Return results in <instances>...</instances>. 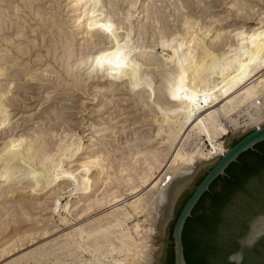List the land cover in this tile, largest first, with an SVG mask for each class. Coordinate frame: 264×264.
<instances>
[{"label":"rangeland","instance_id":"1","mask_svg":"<svg viewBox=\"0 0 264 264\" xmlns=\"http://www.w3.org/2000/svg\"><path fill=\"white\" fill-rule=\"evenodd\" d=\"M75 2L0 0V56L3 57L0 64L7 69L1 77L5 98L0 99L4 118L0 127V146L14 134L20 137L22 132H30L29 137L40 143L38 147L48 146V140L51 142L54 139L49 133L65 129L81 137L82 148L70 160L78 164L101 148L96 144L91 150V141L102 139L113 131L101 149L109 151L111 160L108 156L107 161L97 168L82 170L85 175L101 179L83 193L71 194L73 182H66L63 178L58 179L57 184L54 182L42 188L44 190L33 191L25 187L27 183L41 180L42 173L38 171L23 182H18L10 193L6 192V184L0 180V264H88L89 260L99 259L100 256L102 264H111L112 256L116 259L126 257L127 261H131L132 256L127 255L125 248L117 249L112 254L100 253L103 240L94 241L88 232H94L104 221H112L115 217L120 219L123 212L121 206L133 197L129 185L119 179L115 165L124 168L123 176H128L130 183L137 185L140 172L146 166L154 165L152 160L143 158L144 155L152 151L161 156L168 153V146L163 140L165 134L159 137L153 135L157 123L153 122L149 113L158 108V103L168 102L166 95L159 91L164 86L166 76L165 51L158 44L160 33L177 30L187 16L201 24L214 22L227 30L239 27L248 29L256 26L258 19L264 18V0H99L105 9L98 17L105 18L107 25L104 27L95 22L87 30V25L79 26L76 21L73 11ZM142 7H145V12L141 11ZM102 53L107 58L101 63ZM138 67L145 81L136 75ZM261 74H264V68L256 76ZM237 118L242 122L248 119V115ZM231 133L229 129L222 136V141L228 138L227 145L239 136ZM192 135L185 141L186 148L196 144V137ZM260 147L264 148V143ZM136 149L143 157L140 155V160L132 161L129 152ZM142 150L145 151L143 154ZM118 159H124V162H117ZM159 159L163 161V158ZM242 159L255 160L256 156L245 152ZM206 165L198 168L180 191L165 223L164 233H156L157 219L153 215L150 217L151 214L134 215L133 219L127 221L132 235L141 230L147 232V246L141 249L144 254L141 253L140 258L133 257V261L139 264H168L172 252L170 234L173 220L184 199L209 167V164ZM101 168H108L107 173L100 174ZM236 169L237 165L231 168L233 171ZM107 174L112 181L116 180L105 181ZM224 184L222 178H217L212 188L220 189ZM66 185L68 187L62 189ZM144 186L139 188L143 189L141 192L148 188ZM113 191L118 199H123L122 203L102 202V207L99 204L89 208L87 213L83 212L88 203L108 200L107 195ZM55 193H59L61 199L57 209L53 210ZM209 201V195L205 194L195 213L205 210ZM260 216H264V210L249 218L246 232L238 238L240 247L230 253L233 256L229 258L231 261L239 263L242 260V246L252 245L264 235L262 230L252 239L248 238L250 223ZM197 227L195 220L189 221L188 235L198 234ZM79 233H82V238ZM263 253L254 255L261 264L264 262Z\"/></svg>","mask_w":264,"mask_h":264},{"label":"bare ground","instance_id":"2","mask_svg":"<svg viewBox=\"0 0 264 264\" xmlns=\"http://www.w3.org/2000/svg\"><path fill=\"white\" fill-rule=\"evenodd\" d=\"M75 1L73 11L76 13V21L79 26L87 25L88 30L92 23L98 22L106 27V19L98 17L99 13L105 9L99 0ZM89 3L91 4L89 5ZM141 11L145 12V7H142ZM39 15L35 14V16ZM262 19H258L257 25L248 29L239 27L227 30L214 22L201 24L187 16L183 18L177 30L165 34L160 33L158 44L165 51L164 74L166 76L164 75V86L160 87L162 89L159 91L166 95L168 102L158 103V108L150 110L149 113L152 115L153 122L157 123L154 133H152L154 137L165 134L163 140L168 146V153L161 156L160 153H154L151 150L152 153L149 152L143 157L137 150L138 148L135 151L130 150L129 155L133 158L132 161L140 160L141 155L147 160H152L154 164L151 167L150 165L146 166V169L140 172L137 185L130 183L131 179L128 176H123L124 168L115 165L118 167L119 179L122 183L129 185L133 197L121 206L123 212L120 219L115 217L112 221H104L103 224L98 225L99 227H95L94 232L91 230L88 232L94 241L103 240L102 246L99 248L102 249L100 253L112 254L117 249L125 248L127 255L132 256L131 261H127L126 257L116 259L112 256L111 264H139V262L133 261V257L142 256L141 249L147 244V232L141 230L132 235L131 227L127 225V221L133 219L134 215L151 214L150 217L153 215L157 219L156 233H164L165 223L171 215L173 204L180 191L188 184L198 168L212 163L227 149L228 138L225 141L221 140L226 131L230 129L231 135H240L249 128L259 126L264 122V74L256 76L264 68V21ZM38 20L42 19L39 17ZM4 41L7 42V40ZM106 58V55L102 53L101 63ZM2 60L3 57L0 56V61ZM6 70L5 66L0 64V99L5 98L2 94L4 88L1 85V77L6 73ZM139 70L138 67L135 71L136 75L145 81L140 75L141 73L139 74ZM235 114L237 116H234ZM243 114L248 115V119L241 122L237 117H241ZM3 119L0 107V127L3 125ZM191 133L196 137V144L194 147L186 148L187 142L185 141L189 139ZM29 134L30 132H22L20 137L14 134L0 146V180L6 184V192L13 191L18 182L32 177L37 171L42 173L41 180H35L25 185L33 191L56 183L58 179L63 178L66 182L72 180L71 194L83 193L89 186L96 185L101 180L98 177L93 178L83 174L82 170L100 166L102 162L107 161L109 151L104 152L101 149L105 147L113 131L108 132L102 139L91 141L89 143L91 150L95 148L96 144L101 148L94 149V154H89L78 164H76L77 161L74 163L70 161L75 153L82 148L81 137L79 136V138L74 132L65 129H61L57 133L50 132L49 136L54 139L51 142L48 140V144L50 143L48 146L40 147H38L40 143L35 142L36 139L33 140ZM203 141L206 142V146ZM34 142L37 144V149H35ZM144 152L142 150V154ZM123 154H125L124 151ZM159 157L163 158V161ZM110 158L109 156L108 159L111 160ZM124 158L126 157L124 156ZM122 161L124 162V159ZM122 161L118 159L117 162ZM106 169L101 168L100 174L107 173ZM100 176L102 178V175ZM111 178L107 174L104 180L109 182L112 181ZM144 185L148 188L141 192L143 189L139 190V188ZM66 187L68 186L66 185L62 189ZM59 193L54 194L53 210L59 206L61 199ZM106 198L108 200L104 199L100 203L97 200L88 203L86 207L84 206L83 212L87 213L89 208L99 204L102 207V202H113L116 205L123 201V199H118L116 194L114 195V191ZM262 230H264V216H260L251 224L249 240ZM79 236L82 238V233H79ZM87 247L89 248V246ZM2 251L4 252V249ZM156 251L159 252V250ZM100 257L99 259H101ZM99 259L89 260L87 263L102 264Z\"/></svg>","mask_w":264,"mask_h":264},{"label":"trees","instance_id":"3","mask_svg":"<svg viewBox=\"0 0 264 264\" xmlns=\"http://www.w3.org/2000/svg\"><path fill=\"white\" fill-rule=\"evenodd\" d=\"M255 144L256 150H246L226 168L227 175L218 176L225 184L220 189L205 191L192 209V215L186 219L183 228L184 254L188 264H261L255 258L256 253L264 252V235L252 245L242 246V260L235 263L229 259L230 253L240 247L238 238L248 228L249 218L264 210V148ZM245 152L256 156L255 160H243ZM242 159V160H241ZM237 165L236 170H231ZM207 194L210 201L200 213L195 209ZM197 222L199 233L189 234V221ZM172 250V249H171ZM168 264H172L170 252ZM264 254V253H263Z\"/></svg>","mask_w":264,"mask_h":264},{"label":"water","instance_id":"4","mask_svg":"<svg viewBox=\"0 0 264 264\" xmlns=\"http://www.w3.org/2000/svg\"><path fill=\"white\" fill-rule=\"evenodd\" d=\"M261 141H264V122L241 133L234 142L227 145L225 152L209 164V167L184 199L173 220L170 234L172 264H188L184 254L183 228L186 219L192 215V209L201 195L210 189V184L214 179L218 176L227 175L226 168L231 162L238 161V156L242 152L248 149L256 150L255 144ZM251 224L249 229H251ZM231 257L233 256L230 255L229 258Z\"/></svg>","mask_w":264,"mask_h":264}]
</instances>
